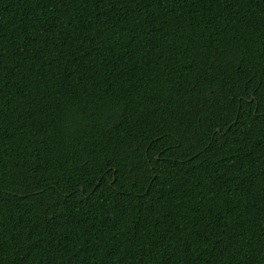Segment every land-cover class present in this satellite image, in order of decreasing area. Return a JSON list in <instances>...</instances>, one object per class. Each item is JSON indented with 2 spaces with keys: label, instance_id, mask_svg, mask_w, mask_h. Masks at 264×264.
I'll return each instance as SVG.
<instances>
[{
  "label": "trees",
  "instance_id": "trees-1",
  "mask_svg": "<svg viewBox=\"0 0 264 264\" xmlns=\"http://www.w3.org/2000/svg\"><path fill=\"white\" fill-rule=\"evenodd\" d=\"M0 264H264V0H0Z\"/></svg>",
  "mask_w": 264,
  "mask_h": 264
}]
</instances>
